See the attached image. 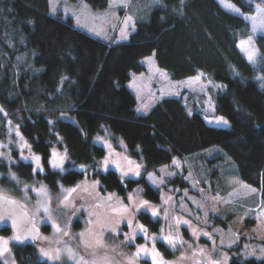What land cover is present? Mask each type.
<instances>
[{
    "label": "trees",
    "instance_id": "1",
    "mask_svg": "<svg viewBox=\"0 0 264 264\" xmlns=\"http://www.w3.org/2000/svg\"><path fill=\"white\" fill-rule=\"evenodd\" d=\"M86 1L93 8L119 6L123 13L130 3ZM229 1L250 14L261 3ZM49 11V0H0V143L15 124L46 168L36 173L31 161L8 163L0 155L3 185H16L8 175L13 170L25 182L43 179L56 197L58 182L70 185L93 174L102 191L124 196L140 185L145 197L158 201L162 191L146 174L122 180L114 168L99 170L107 153L103 142L94 140L101 134L107 140H124L128 153L144 160L145 173L219 145L264 201V34L256 36L260 55L257 63L251 62L237 44L250 33L246 17L230 12L219 0H164L148 20L135 21L127 40L114 42L81 30L72 16ZM152 53L171 78L202 72L212 82H222L225 86L211 93L216 112L231 125H210L201 108L190 110L187 100L177 95L163 97L150 112L139 114L137 97L126 83L133 73L145 70L141 59ZM55 148L67 154L66 170L49 164ZM168 180L174 186L188 184L179 174ZM138 219L151 231L160 226L147 211L139 212ZM241 248L235 246L238 253L229 264H264V257H243ZM10 249L16 264H68L41 258L36 243H10ZM0 264H5L1 258Z\"/></svg>",
    "mask_w": 264,
    "mask_h": 264
},
{
    "label": "rangeland",
    "instance_id": "2",
    "mask_svg": "<svg viewBox=\"0 0 264 264\" xmlns=\"http://www.w3.org/2000/svg\"><path fill=\"white\" fill-rule=\"evenodd\" d=\"M219 1L230 12L248 19L250 33L240 36L237 44L248 60L257 63L260 48L256 36L264 34V0L255 2L253 14L243 12L229 0ZM163 2L130 0L123 13L119 6L93 8L86 0H49V12L72 16L81 30L117 42L127 40L135 21L148 20L151 10ZM122 32L127 38L122 37ZM141 61L145 70L133 73L126 83L137 97L135 107L139 114L150 112L163 97L177 95L187 100L190 110L195 106L201 108L210 125H231L227 117L216 112L211 93L217 86L222 89L225 86L222 82L214 83L202 72L183 79L171 78L156 63L154 53L142 57ZM11 125L7 139L0 143V155L8 163L29 160L36 173L44 172L46 168L40 155L24 139L19 127ZM100 135L94 140L102 141L107 153L100 161L99 170L114 168L122 180L146 174L147 181L161 189V197L156 202L148 199L140 185L126 196L102 191L93 174L70 185L58 182V191L53 197L52 188L43 179L25 182L10 170L8 175L16 185H3L0 181V192L20 198L37 218L43 228L36 242L41 258L68 264H144L145 260L149 264H184L191 261L196 250L207 248L210 254L207 264H229L238 253L235 250L238 244H242L243 257H264V201L258 187L239 176L235 161L221 146L209 145L145 173L144 160L132 157L125 149L124 140H107ZM35 157H39L38 163ZM67 162V154L55 148L49 164L63 171L67 169ZM177 174L188 180V184L170 183L168 177ZM2 175L0 172V178ZM142 211L159 221L157 231H151L138 219ZM6 231L4 241L12 245L25 241L18 230ZM139 235L143 237L138 238ZM0 258L5 264H16L11 249L0 254Z\"/></svg>",
    "mask_w": 264,
    "mask_h": 264
},
{
    "label": "water",
    "instance_id": "3",
    "mask_svg": "<svg viewBox=\"0 0 264 264\" xmlns=\"http://www.w3.org/2000/svg\"><path fill=\"white\" fill-rule=\"evenodd\" d=\"M8 229L18 230L22 238L28 243H36L43 232L38 225L37 218L15 195L0 192V253L8 252L10 242L3 240V232ZM6 242V243H5ZM200 261L207 259V253L201 249L198 252ZM184 264H199L191 260Z\"/></svg>",
    "mask_w": 264,
    "mask_h": 264
},
{
    "label": "flooded vegetation",
    "instance_id": "4",
    "mask_svg": "<svg viewBox=\"0 0 264 264\" xmlns=\"http://www.w3.org/2000/svg\"><path fill=\"white\" fill-rule=\"evenodd\" d=\"M113 192H114V191H113ZM129 192H130V191H129ZM127 193H128V192H127ZM126 195H127V194H126ZM126 195H124V196H126ZM139 236H140V235H139ZM139 236H137V237H139ZM142 237H143V236H142ZM202 250H204V251L207 253V259H206V260H204V261H200L198 252L201 251V250H196L195 253L193 254V256L191 257V260H197L199 264H207V260H209L210 254L208 253V249H207V248L202 249Z\"/></svg>",
    "mask_w": 264,
    "mask_h": 264
},
{
    "label": "snow or ice",
    "instance_id": "5",
    "mask_svg": "<svg viewBox=\"0 0 264 264\" xmlns=\"http://www.w3.org/2000/svg\"><path fill=\"white\" fill-rule=\"evenodd\" d=\"M126 27H127V22H126ZM122 37L123 38H127V34L126 33H124V32H122ZM243 43V42H242ZM249 59H252V56L250 55L249 56ZM221 120H222V118H220ZM224 123H226V121L224 122ZM35 159H36V161H37V163H38V161H39V157H35ZM174 163H175V161H174ZM146 203V202H145ZM153 215H155V213H153ZM142 227V226H141ZM6 243V242H5Z\"/></svg>",
    "mask_w": 264,
    "mask_h": 264
}]
</instances>
